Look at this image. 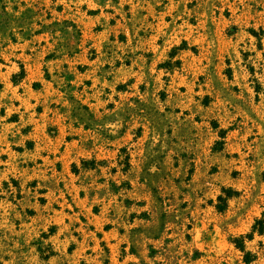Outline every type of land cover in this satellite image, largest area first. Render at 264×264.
I'll return each instance as SVG.
<instances>
[{
    "label": "rangeland",
    "instance_id": "374dc122",
    "mask_svg": "<svg viewBox=\"0 0 264 264\" xmlns=\"http://www.w3.org/2000/svg\"><path fill=\"white\" fill-rule=\"evenodd\" d=\"M0 264H264V0H0Z\"/></svg>",
    "mask_w": 264,
    "mask_h": 264
}]
</instances>
